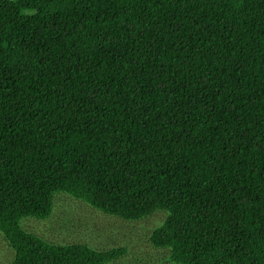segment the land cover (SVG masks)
Segmentation results:
<instances>
[{
  "label": "trees",
  "instance_id": "16d2710c",
  "mask_svg": "<svg viewBox=\"0 0 264 264\" xmlns=\"http://www.w3.org/2000/svg\"><path fill=\"white\" fill-rule=\"evenodd\" d=\"M59 194L162 212L149 241L170 264H264V0H0L11 264L123 255L21 227Z\"/></svg>",
  "mask_w": 264,
  "mask_h": 264
},
{
  "label": "rangeland",
  "instance_id": "374dc122",
  "mask_svg": "<svg viewBox=\"0 0 264 264\" xmlns=\"http://www.w3.org/2000/svg\"><path fill=\"white\" fill-rule=\"evenodd\" d=\"M163 218L164 214L156 211L140 221L126 222L102 214L66 194H59L48 219L26 217L20 225L53 243L82 242L100 250L122 247L123 255L112 264H170L166 251L154 248L149 241L152 230ZM12 259L13 251L0 233V264H11Z\"/></svg>",
  "mask_w": 264,
  "mask_h": 264
}]
</instances>
